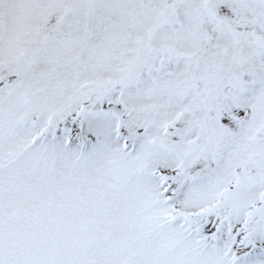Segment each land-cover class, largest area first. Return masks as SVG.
I'll use <instances>...</instances> for the list:
<instances>
[{"label":"snow or ice","instance_id":"snow-or-ice-1","mask_svg":"<svg viewBox=\"0 0 264 264\" xmlns=\"http://www.w3.org/2000/svg\"><path fill=\"white\" fill-rule=\"evenodd\" d=\"M0 264H264V0H0Z\"/></svg>","mask_w":264,"mask_h":264}]
</instances>
